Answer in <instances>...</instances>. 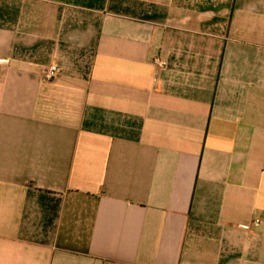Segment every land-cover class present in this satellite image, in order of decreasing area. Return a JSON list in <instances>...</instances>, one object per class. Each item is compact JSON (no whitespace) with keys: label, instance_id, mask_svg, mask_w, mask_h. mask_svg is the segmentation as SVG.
<instances>
[{"label":"crops","instance_id":"0c3cea01","mask_svg":"<svg viewBox=\"0 0 264 264\" xmlns=\"http://www.w3.org/2000/svg\"><path fill=\"white\" fill-rule=\"evenodd\" d=\"M0 264H264V0H0Z\"/></svg>","mask_w":264,"mask_h":264},{"label":"built area","instance_id":"2783aa9c","mask_svg":"<svg viewBox=\"0 0 264 264\" xmlns=\"http://www.w3.org/2000/svg\"><path fill=\"white\" fill-rule=\"evenodd\" d=\"M155 65L158 67H165L166 62L163 61L161 58L157 57L154 59ZM59 73V67L56 64H50L48 67L45 68L43 71V79L46 81L52 80L54 77H56ZM257 222V220H255Z\"/></svg>","mask_w":264,"mask_h":264}]
</instances>
